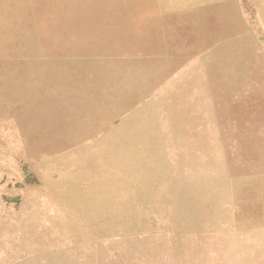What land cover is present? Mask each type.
Listing matches in <instances>:
<instances>
[{"label": "rangeland", "instance_id": "374dc122", "mask_svg": "<svg viewBox=\"0 0 264 264\" xmlns=\"http://www.w3.org/2000/svg\"><path fill=\"white\" fill-rule=\"evenodd\" d=\"M0 264H264V0H0Z\"/></svg>", "mask_w": 264, "mask_h": 264}, {"label": "bare ground", "instance_id": "6f19581e", "mask_svg": "<svg viewBox=\"0 0 264 264\" xmlns=\"http://www.w3.org/2000/svg\"><path fill=\"white\" fill-rule=\"evenodd\" d=\"M130 138V137H129Z\"/></svg>", "mask_w": 264, "mask_h": 264}]
</instances>
